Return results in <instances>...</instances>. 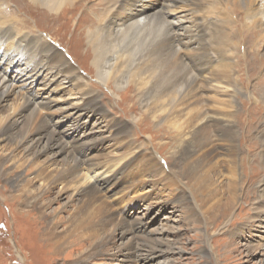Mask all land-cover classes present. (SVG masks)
Returning <instances> with one entry per match:
<instances>
[{
	"label": "bare ground",
	"instance_id": "bare-ground-1",
	"mask_svg": "<svg viewBox=\"0 0 264 264\" xmlns=\"http://www.w3.org/2000/svg\"><path fill=\"white\" fill-rule=\"evenodd\" d=\"M84 1L87 0H30L35 6L44 8L57 18L67 9L81 6ZM202 1L205 0H188L193 5L194 11L197 6H203ZM95 2V6L99 8L98 14L91 13L92 22L83 23L82 29L83 40L87 46L85 56L91 61V66L88 68L89 75L101 85L113 90L128 85L127 92L134 93V97L137 96L138 103L143 107L154 98L160 103L157 111L166 112L169 116L162 129L175 145V151L169 159L168 171L154 163L153 156L144 157L142 160L144 162L140 165L142 179L151 176L153 172L158 173V176L161 175L160 178L172 197L170 202L173 205L175 202V207H180L176 206L178 204L185 207L181 208L184 223L197 217L192 207L194 202H199V206L196 207L202 211V208L213 201V204L208 206V210H204L210 213L209 216H203L209 223L211 220L214 222L217 219L231 217L234 208L241 204V201L246 203L245 206L243 203L239 204L238 210L243 209L242 212H246L247 204L257 198L255 202L258 201V204L254 203V206L251 204L248 212H252V221L261 220V227L264 230V116L258 126L255 124V133L250 129L248 131L250 136L248 137L247 132L244 136L236 126L237 116H240V112L236 113V103L227 100L222 105V110L214 111L215 106H209V97L206 96L210 83L215 81L232 85L233 88L237 86L232 82L235 74L234 64L227 63L228 65L221 70L217 67L218 72L214 74L209 70H213V67L216 69L219 58L232 51L231 40L237 38V34H235L236 38L234 36L237 28H234L233 32L230 31L229 14L237 11L242 15L257 17V10L250 8L252 2L224 0V7H218L212 13L210 11V17L204 21H199V18L188 14L173 15L178 5L180 9L185 7L187 1L184 0H96ZM77 21L82 25L81 18ZM254 21L252 22L255 24ZM5 22L6 17L0 16V113L3 110V103L9 101L8 99L13 95L21 96L22 106L18 104L21 108L15 116H3L5 119L0 122V139L13 141L14 148L21 151L24 161L26 159L34 162L38 157L43 158L40 164H37L38 169L34 176L28 179L22 177L20 172L11 176V171L4 170L3 166L2 177L12 186L10 187L12 192L15 193L24 181L22 192L18 194L24 198L19 201L18 208L23 211L19 212V215L24 216L25 221L30 224L27 227L28 232H32L29 239H32L38 247H41L39 243H45V249L48 247L47 255L52 258L59 256L62 250L67 251L66 253L73 259L69 262L65 261L64 264H86L105 247L111 237L107 234L108 230L112 228V233L117 231L120 238V246L115 251L123 259L131 261L128 263L171 264L170 255L175 254L177 250L176 246L165 238L167 233H173L172 229L166 230L171 227L162 224L165 229L158 227L149 230L147 222L140 219L129 221L122 218L113 223L109 218L105 220L104 211L107 209H104L103 201L106 197L104 194L100 195L98 181L95 183L83 174L85 178L82 183L77 182L80 173L89 170L93 164L91 160L99 156L98 153L104 143L112 141L116 145L128 144L130 126L125 122L105 121L100 100L95 94L86 91L74 93L76 104L66 101L67 104L59 105L54 101L53 95L57 94L58 86L65 83L72 90L78 89L76 84L83 82L73 64L68 61L67 52L60 48L59 45L62 43L58 42L55 45L45 37L43 40V37L36 33V35L28 33L20 35L19 30L9 28L10 26ZM150 26L154 30L160 29L154 40L150 39ZM248 28L251 29L249 26ZM256 30L260 38H263L264 29L256 28ZM204 34L210 37L208 40H211L210 44L208 41L201 43ZM259 39L255 43L258 52L262 48L258 49ZM248 41L245 43L247 44ZM260 53L261 59H264V47ZM232 54L233 51L227 56L231 57ZM44 94L49 96L48 100L43 98ZM249 96V101L253 99L252 103L257 107L255 114L264 113L263 95H258L256 98L253 95ZM42 108L47 109V113L37 118L32 129L28 130L27 126ZM122 111L124 115L129 113V110ZM182 111L186 113L180 116ZM95 116H98V124L101 125L96 128L97 130L89 128L88 124ZM24 117L26 124L22 120ZM146 120L152 123L150 119L142 116L135 126ZM133 122H136L135 118L132 119L131 123ZM238 140L240 143H246V145L242 144L241 149L237 145ZM257 144L260 146L259 149L254 147ZM89 145L95 147L94 152L97 149L96 154L88 158L85 155L82 157L80 155V158L75 155L76 149L86 148ZM7 156L8 158L0 156V166L6 159L13 166H19L18 168L24 165V162L16 161L14 155ZM255 159L259 160L261 166L260 175H258L260 166L254 164ZM31 162L27 163L29 170ZM119 168L118 172H121L124 167ZM223 177L225 180L217 183L218 179ZM41 180L43 183L40 184ZM112 180L115 181V177ZM260 181L261 191H259L262 195L257 193L256 189L255 193L253 192L256 182ZM58 185L59 189L54 191L55 198L45 203L43 198ZM120 186L121 184L113 194ZM187 186L193 187L197 195L191 190L186 191ZM196 189L201 191L212 189L213 197L209 199L205 193L201 195L200 200ZM69 190L73 193L60 209L63 214H68L67 217L54 216L56 218L51 220L47 215L51 204ZM18 195L16 194L15 197ZM11 201L15 200L12 198ZM71 202H75L73 210L68 208V203ZM96 202L99 204L97 205ZM144 209L147 213L154 212V214H158L161 210L157 205H147ZM34 211L37 212L34 214ZM31 214H34V217ZM44 224L46 227L42 230V235L37 237L35 235L39 232L37 229ZM58 227H62V230L59 231ZM255 250V256H264V243L260 244V249ZM207 251L203 249L206 254ZM260 264H264V261Z\"/></svg>",
	"mask_w": 264,
	"mask_h": 264
},
{
	"label": "rangeland",
	"instance_id": "rangeland-1",
	"mask_svg": "<svg viewBox=\"0 0 264 264\" xmlns=\"http://www.w3.org/2000/svg\"><path fill=\"white\" fill-rule=\"evenodd\" d=\"M95 1H84L82 2L81 6L78 5L74 9H67L57 18L52 16L51 13L47 12V10H45L44 8L40 6L38 8V6H35L30 2V0H0V7H2L0 16L6 17L5 23L10 26L9 28L14 29L15 31L16 29L19 30L21 33L20 35H24L27 33L31 35L35 33L40 34L43 37V40L45 37V39H48L50 43H54L55 45L58 44V42L62 43L61 45H59L60 48L67 52L68 61L71 63V65L73 64L72 66H74V68L77 70L79 77L83 79L82 83L76 84L78 89L75 88L71 90L65 83L58 86V90L56 88L57 94L53 95L54 101L58 102L59 105L67 104V102L70 104H76L77 102L74 93L78 91H86L87 93L95 94V96L100 100V108H102L105 114V118H103L105 119V121L111 120L113 122H125L130 126V138L128 137L130 141H128L129 139H127L128 144L116 145L109 140V142L104 143L101 151H99L98 153L99 156L97 155V157H94L91 160L93 164H91L92 166L89 168V170L86 169V171H82L80 173L77 179V182H79L78 184L82 183V181L84 180L85 176H83V174L93 182L95 181V183H97L98 181L97 184L99 185V188L101 190L100 195L104 194V196L106 197V199H104L103 201V207L104 209H107V211H104L105 220L106 218H109V220L113 223L114 221L116 222L117 220L122 218L129 221L140 219L147 222L149 230H155L158 227H163L165 229V226L163 225L171 227L166 230L172 229L173 233H167V237L165 236L166 240L171 242V244H174L177 248L176 253L170 255L171 264H260L264 261V256H255L254 252L256 251L255 249H260V244L264 243V230L261 227V220L252 221V212H248L251 206L258 204V201H256L257 203L255 202L257 198L253 199L250 204H247L245 208V210L247 209L246 212H242L243 209H241V211H239L240 209L238 210V207H240L242 203L245 206L246 202L241 201V204L239 203L240 205L238 204V206L234 208L231 217L229 216L230 218L228 217L220 220L217 219L214 222H212L211 220V222L209 223H207L206 218H203V216L206 217L210 215V213L208 214L205 211H207L208 208L213 204V201H210L205 208H202V211H200V209L196 207L199 206V202H197V205V203L193 201L194 204L192 205V207H194L195 213L197 214V219L195 218V220L184 223L181 217V208L185 207L182 204L176 205L180 207H175L176 203L174 202L173 205V203L170 202L172 197H170L169 195L168 188H165V185L161 180V175L158 176V173L153 172L151 176L143 177L144 179H142L140 165L144 162H142L144 157L147 158L153 156V162L156 163L159 167L161 166L165 171H168V164L170 162L169 159L172 153L175 151V145L171 143L170 138L164 134L162 129L165 126L169 116L166 115V112L159 113L157 111L158 108H160L158 106L160 105V103L154 98L151 99L152 101L147 102L149 103L147 106L143 107L142 104L138 103L137 96L134 97V93L127 92L128 85H123L120 89L113 90L109 87L101 85L95 80L93 76L89 75L90 70L88 68L91 66V61L89 60L88 56H85L87 52V46L85 41L83 40L84 31L82 29L84 27L83 23L88 22L87 24H90L92 22V19H90L91 13L98 14L99 8L98 6H95ZM184 1H187L184 5L185 7L180 9L178 5L176 12L173 13V15L178 14L177 16H186L188 14L191 15V17L197 19L199 18V21H204V19L210 17V13L217 10L218 7H224V0H205L202 1V3H204L203 6H197L195 8L196 11H194L192 8L193 5H191L188 0ZM247 1L252 2V7L250 6V8L252 10L255 9L254 11L257 10V17L254 18V16L248 14L242 15L237 11H233L229 14L228 20L231 28L230 31L233 32L234 28H237L236 32H234V36L236 38L235 34H237V38H233L231 40L232 43L230 46L233 54L231 57H228L227 55L232 53V51H228L227 55L224 54L221 58H219V62L215 66L216 69L213 67V70H209V72L211 71L214 74L218 72L217 67H219V69L221 70L224 66L228 65L227 63H231L232 65L234 64L235 68L233 71L235 74L233 75L234 78L231 76V80L233 78L232 82L237 86L233 88L232 85H226L215 81L213 83H210V91H206V96L209 97L208 104L209 106H215L214 111H217L218 109L222 110V105H224V102L227 100H232L234 103H236V113L240 112V116H237L236 126L244 136L246 135V132L248 134V131L250 129L251 132L253 131V133H255V126H258L260 124L259 121L264 116V113H261V115H256L255 108L257 107H255L256 105L252 103L253 99L252 101H249V95H253L254 98L258 97V95H263L264 97V59H261L262 56L260 57V52H262V48L264 47V36L263 38H260V36L258 35V31L256 30V28L264 29V0H262L261 2L260 0ZM187 6L191 8H188ZM192 10L193 12H191ZM204 15L207 17H204ZM80 18L82 19V25L78 24L77 21ZM252 21L256 23L254 24ZM248 26L252 30H249ZM253 28L255 31L253 30ZM159 31L160 29L154 30L150 26V39L154 40L157 37ZM209 39L210 37H207L204 34L202 38L203 41L201 43H205ZM257 39H259V42L257 44L258 49L262 47L261 50L259 49V52L255 49V43ZM245 41H248V43L246 44ZM208 42L210 44L211 40ZM190 54H192V51H190ZM5 77L6 79H8L7 76ZM237 77H239L238 80ZM250 91L254 94L250 93ZM42 96L47 100L49 98V96L45 94ZM233 96H235V98ZM20 97V95H13L8 99L9 101L3 103V110L0 113V122L5 119L4 117H13L20 111V108L22 106V100L20 99ZM18 104H20L21 106ZM123 109L129 110V113L127 115H124L122 111ZM142 112L145 114H143ZM46 113L47 109L45 110V108H42L40 110V113H37L35 119L27 126V129L31 130L36 121ZM184 113H186V111H182L180 116H182V114ZM241 113H243V115H241ZM142 116L150 119L152 123L146 120V122L141 123L139 126H135V123H137ZM97 117L98 116H95L90 119L88 123L89 128L91 127L97 130L96 128L101 127V125L98 124L99 120L97 119ZM133 118L136 119V122L131 123ZM22 120L24 121V124H26V118L24 117ZM104 123L107 124V122ZM249 136L250 135L248 134V137ZM1 140L2 138L0 139V156L2 158H8L7 155H14L13 157L17 159L16 161L24 162V165L21 168H18L19 166H13L10 161L6 159L0 166V264H64L65 261H71L73 257H70V255L66 253L67 251L64 252V250H62L60 251L61 254L59 256L52 258L47 255L48 247L45 249V243H39L41 247H38L34 242H32V239H29V235H31L32 232L29 233L27 227L30 226V224L25 221L24 216L22 217V215H19V212L23 211L19 209L20 207L18 208V203L20 204L19 201L24 198L23 196L18 195L22 192L24 181L21 183V187H19V189L14 193V191L12 192L10 188L12 186L9 183H6L5 178L2 177L4 166V170L11 171V176H14L15 174L20 172L22 177H26V179L32 178V176H34L35 174V171L38 169L37 164H40L39 162H41L43 158L38 157L37 159H35L37 161L34 162L26 159L24 161L21 151L19 152L18 150H16V148H14L15 146L13 141ZM239 141L240 140H238L237 145L240 146L239 149H241L243 148L242 144L246 145V143H240ZM258 143L260 144V141H258ZM214 144L216 145V143ZM259 144L255 145L254 147H256V149H259ZM86 148L83 147L79 150L76 149L75 155H77L78 158H80V155L81 157L85 155V157L88 158L97 153V149L94 152L95 147H93V145L86 146ZM133 148L135 150H133ZM100 155L103 157H101ZM255 160L256 163L254 164L260 166L259 160ZM28 161L31 162V164L29 165L31 166L30 170L27 167V163H29ZM96 162L99 164L96 165ZM122 166L124 167L123 169ZM119 167H121L122 169L121 172H118L120 171ZM256 168L258 169V167ZM81 174L83 177L81 176ZM260 174H262L261 166L259 168L258 175ZM113 177H115V181L112 180ZM224 180L225 177L220 178L218 179L217 183H222ZM261 181L259 183L256 182V186L254 185L255 188L253 192L256 189L257 193L259 192V194H261ZM39 183L41 184L43 183V181L41 180L39 181ZM37 184L36 187L38 186ZM119 184H121L120 188L116 193L113 194L114 190L118 187ZM59 187L60 186L58 185L56 189H54L51 193L47 194L43 198L45 203L55 198L54 194L56 190L59 189ZM182 189H184V187H182ZM188 190L195 192L194 188L191 186H187L186 191ZM196 190L198 191V197L200 198V200L201 195H204L205 193H207L205 194L207 198L211 199V197H213L212 189H208V191L207 189H203L202 191L198 189ZM208 192L210 195H208ZM72 193L73 191L69 190L63 197L58 198L57 201H53L47 213L48 217L51 220L56 217H67L68 214H63L64 212H60V209L63 207V205L66 204L65 202L68 198H70ZM16 194L18 195L17 197H15ZM161 197L164 199H162ZM12 198L15 201L10 202V199ZM96 204L98 205L99 202H96ZM147 205H157L161 208V210L158 214H154V212L147 213L144 209V207ZM74 207L75 202L68 203V208H71L73 210ZM36 212L37 211H34V214ZM106 213L108 214L106 215ZM34 214H31V216L34 217ZM159 224H161V226ZM45 227L46 224L40 226L39 229H37V231L39 232L35 235L37 237H39V235H42V230L45 229ZM111 229L112 228L108 230L107 234H109V236L111 235V237L109 238V241L106 243L105 247H103L100 253L94 256L93 259H91L86 264H130L128 263V261L131 262L130 260L127 261L126 259H123L119 254H117L116 251L120 246V238L118 237L119 233L117 231L112 233ZM58 230L61 231L62 227H58ZM31 238L34 237L31 236ZM203 249L208 250L207 254L203 252ZM30 254L32 256H30ZM261 259H263V261Z\"/></svg>",
	"mask_w": 264,
	"mask_h": 264
}]
</instances>
